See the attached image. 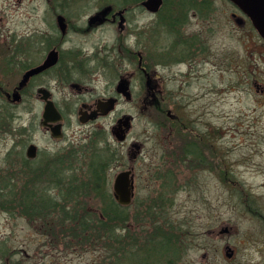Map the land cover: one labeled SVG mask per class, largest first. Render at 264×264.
Instances as JSON below:
<instances>
[{
    "label": "flooded vegetation",
    "instance_id": "1",
    "mask_svg": "<svg viewBox=\"0 0 264 264\" xmlns=\"http://www.w3.org/2000/svg\"><path fill=\"white\" fill-rule=\"evenodd\" d=\"M147 1L122 0L117 1L119 5L109 2L86 15L78 14L81 0H0L2 6L44 7V14L25 15L20 31L8 30L0 39V66L20 73L18 83L12 88L6 89L0 84V101L18 106L26 99L34 100L39 105L44 134L55 141L65 136V113L59 102L63 90L85 94L80 104L71 99L73 104L70 101L67 105L70 115L77 111L82 125L97 123L117 113L110 132L120 146L113 147L106 142L99 148L98 143L106 141L107 132L96 128L91 143L85 148L93 151L92 154L100 152L110 157L109 181L113 164L119 163L122 172L128 170L124 167L126 159L132 162L129 170L135 195L138 182H149L158 172L156 147L152 144L154 134L151 136L150 130L145 129L132 139L136 117L118 108L122 101L141 103L139 108L143 113L157 110L165 114L167 135L163 162L170 160L168 163L173 164L183 193L190 195L189 188L200 187L196 201L201 198L202 224L206 222L208 228L207 243L202 250L203 257L209 259L216 234L238 231L230 227L231 223H217L213 200L216 187L211 183L227 184L230 197V184L240 183L238 178L246 172L241 167L247 168L252 152L259 158L264 153L259 152L264 147V39L251 18L230 0H223L231 11L222 26L219 0H162L155 12L146 7ZM142 17L146 20L141 21ZM221 29L226 31L223 46L218 38ZM108 31L114 34L113 43L107 40ZM124 63L128 67H123ZM107 72L113 78L103 79ZM89 82L114 84L94 94ZM176 82H179L177 88L167 87ZM223 94L231 97V106L238 111H221ZM53 107L61 119L54 120ZM10 119L11 116L9 123L1 121L3 128H0L3 135L14 136L10 151L20 150L19 154L26 156L24 163H35L31 174H38L40 180L58 181L60 165L75 161L76 147L70 144L61 150L40 149L34 142L23 141L24 133L11 128ZM125 143H130L127 148ZM32 145L36 149L30 156ZM257 168L264 171V165L259 164ZM235 196L240 207L234 209L241 217L239 224L244 229H251L253 224L258 228L259 237L253 246L260 257L257 264H264V208L261 206L264 194L253 195L242 190ZM189 216L187 211L184 216L187 226ZM183 236L180 242L187 247L188 233ZM213 251L210 264L218 261ZM222 251L231 264L237 259L238 253L230 245Z\"/></svg>",
    "mask_w": 264,
    "mask_h": 264
},
{
    "label": "rangeland",
    "instance_id": "2",
    "mask_svg": "<svg viewBox=\"0 0 264 264\" xmlns=\"http://www.w3.org/2000/svg\"><path fill=\"white\" fill-rule=\"evenodd\" d=\"M117 1L122 0H81V2H77L78 6L80 5L78 10L81 9L78 14L90 15L95 10L101 8L103 4L113 2L119 5L120 3ZM218 5L221 16L220 26H222L225 24V17L230 15L231 10L223 0H219ZM33 8L34 12L31 11ZM27 14L42 15L44 14V7L0 5V39L5 35L4 32L8 30L20 31L22 29L21 21L26 19L25 15ZM143 20L146 19L142 17L141 21ZM106 36L109 43H113L115 39L114 34L108 31ZM225 37L226 31L221 29L218 36L220 46L225 44L222 41ZM253 39L257 42L256 38L253 37ZM123 67H128V64L124 63ZM117 71H119L118 66ZM102 78L111 79L113 76H109V72H107ZM19 79V71L10 72L0 66V84L4 88H12L18 83ZM8 83H10V86H8ZM110 83L114 84V82H89L94 94L98 93L99 89L100 91L106 87L110 89ZM162 85L164 86V82H162ZM177 85H179V82L173 85L167 84V87L173 89L174 87L177 88ZM66 96L69 97L67 101ZM83 97H85V94H77L70 89L63 90L59 94L60 106L65 113L63 116L65 136L59 141L52 140L44 134V130L40 124L39 105L34 100L26 99L18 106H8L7 103L0 101V128H3L1 121L9 123L11 116V128H17V132L24 133L22 137L23 141L34 142L40 149L53 147L61 150V148L68 147L71 144L80 152L86 150L85 147L91 143L94 130L98 128L101 129L100 131L107 132L106 141L100 140L98 143L99 148L103 147L106 142H109L113 147H119V142L110 132L111 124L115 120V116H118L117 113L90 125H82L78 122L77 111L75 114L70 115L67 107L68 102L72 99L73 102L77 101L80 104ZM222 97L225 98V101H221L220 103L221 111L226 113L230 110H239L238 108H232L231 97L228 94H223ZM70 104H73L72 101ZM136 105L138 106L136 107ZM139 105L141 103L129 104L122 101L118 110L124 109L136 117L131 133L132 139L144 132L145 129L150 130L151 136L154 134V143L152 142V144L156 147L155 167L158 169V172L151 181L141 180L138 182L136 195L126 210V214L128 215L126 217L127 221L125 224L121 223L120 225L125 227V229L120 231L119 235L123 236L122 240H126V237L130 236L128 241H131V244L138 242L141 245L147 237L152 238L156 235L157 238H160L156 227L162 225L168 235H173V238H171L170 242H152L150 248L147 247L148 243L146 242L144 251H140V254L134 256V259H128L127 264H133L134 260H136L135 264H142L143 258H145L147 264H167L168 261H171V264H181V261L183 262L182 264H210L213 249V253L218 258V261L214 264H231L229 259L225 258V251H222V248L224 249L227 244L236 249L238 253L237 259L232 264H257L259 261L257 258L260 257L257 255V249L254 248L253 243L259 237L258 228L252 222L243 221L244 224H253L251 229H244L239 224L241 217L234 209L239 210L240 208L235 202L236 193L239 195L242 190H248L253 195L255 193L264 194V186H262L264 184V171H257V165H264V147L259 151L263 153L261 158L258 155L254 156L252 152L249 161L246 163L247 168L241 167L246 172L241 173L243 177L238 178V182H240L238 185L230 184L232 190L230 197L227 194V184L222 182L211 183V185L216 187L213 200L217 223L219 225L222 221H225L223 223L229 225L231 223L230 227L238 231H234L233 229L229 233L216 234L214 237V248H210L208 254L210 258L206 259L205 257L207 256L203 257L204 250H202V246L207 243L205 233L208 232V228L206 222L202 224L201 211L199 209L200 203H202L201 198L196 201V198H199L198 188L200 187L196 185L189 188L188 190L191 191L190 195L183 193L181 189L182 182L179 176H175L173 164L168 163L170 160L166 164L163 162V150L167 135L165 122L167 118L165 114L157 110L143 113ZM253 109L254 106H252ZM3 112L6 114L5 116L2 115ZM222 121H226V118L222 119ZM262 125L264 126V118ZM2 130L0 129V193L3 194V197L0 196V202H4L0 203V206L7 202V199L18 202L21 196L26 197L28 192L30 193L32 190L33 192L37 191L43 197H55V199L52 198L53 204L58 202L59 199H56L58 189L54 185L55 183H48L46 179L40 180L38 174H31L32 168H36V164L24 163L23 161L26 156L20 155V150L11 152L14 136L3 135ZM146 137L145 133V141L148 142ZM225 139V142H227V135H225ZM129 144L125 143V147L127 148ZM249 150L250 148L246 149L244 153H248ZM87 161H91V159L88 158ZM84 162V160H75L72 163L78 167L79 176L81 174L84 175V170H80L81 164ZM132 165V162L126 159L125 169H129ZM111 167L113 169L111 179L106 182L104 187L108 194L113 193L114 178L122 170L119 167V163L113 164ZM167 171H173V175L167 173ZM178 174L176 172V175ZM239 186L242 187V190L239 189ZM100 194L103 193L100 192ZM81 202L97 211L103 206L100 197L95 193L92 195V199L82 198ZM184 202H186L185 208H183ZM261 202L264 205V200ZM35 204L43 205L45 203L36 200ZM263 205L261 206L264 208ZM43 207H45L46 211H51L50 206L46 207L43 205ZM184 211H188L189 215H191L187 222L188 226L184 221L186 213ZM56 213L57 211H55ZM156 219L159 221L156 222ZM45 227V219L37 218L34 221L26 214L20 213L18 209L13 208L8 210L7 206L3 207L2 205L0 207V264H93L99 260H103L111 252L106 246H102L97 242H95V246H92L90 243L79 245L76 241H72L70 237L66 239L62 234L59 237L57 223L51 225L52 231L49 229L47 232V229H44ZM186 232L188 233L187 241L190 242L187 244V247L180 242L185 238L183 234ZM224 258L225 261L223 260Z\"/></svg>",
    "mask_w": 264,
    "mask_h": 264
},
{
    "label": "trees",
    "instance_id": "3",
    "mask_svg": "<svg viewBox=\"0 0 264 264\" xmlns=\"http://www.w3.org/2000/svg\"><path fill=\"white\" fill-rule=\"evenodd\" d=\"M91 152L93 151L84 150L80 152L76 149L74 150L75 160L85 161L81 164L80 168V170H84V175L81 174L79 176L78 167L72 163L65 164L64 167L60 165L59 179L54 182V185L58 189L56 199H59L55 204H53L52 200L55 197H43L37 191L33 192L32 190L30 193L28 192L26 197L21 196L18 202L7 199V202L1 204V206H7L8 210L16 208L20 213L26 214L34 221L37 218L45 219L46 227L44 229H47V232L49 229L52 231L51 225L57 223L59 237L61 234L66 239L70 237L72 241H76L79 245L90 243L92 246H95V242H97L111 250L107 257L103 260L98 259L99 261L93 264H127L128 259H134V256L140 254V251H144L146 242L149 248L151 243L155 241L161 243L163 241L170 242L173 235H168L162 225L156 227L160 238H157L156 235L152 238L147 237L141 245L138 242L131 244V241H128L130 236L126 237L127 241L121 239L123 236L119 235V232L124 230L125 227L120 225L121 223L125 224L127 221L126 217L128 215L126 214V210L128 206L120 205L113 195L108 194L104 189L108 181L107 176L111 163L110 157L100 152L94 154ZM88 157H90L91 161H87ZM60 160L64 162L62 157ZM100 192L103 194L99 195ZM94 193L98 194L103 203L99 211L81 202L82 198L92 199ZM15 195L17 194L15 193ZM0 196L3 197V194L0 193ZM36 200L45 203L43 205L46 207L50 206L51 211H46L43 205L35 204ZM55 211H57L56 214ZM158 221L156 219V222ZM129 248L131 249L129 250ZM135 261L133 264H135ZM143 262L142 264H147L145 258H143ZM167 264L171 263L168 261Z\"/></svg>",
    "mask_w": 264,
    "mask_h": 264
},
{
    "label": "water",
    "instance_id": "4",
    "mask_svg": "<svg viewBox=\"0 0 264 264\" xmlns=\"http://www.w3.org/2000/svg\"><path fill=\"white\" fill-rule=\"evenodd\" d=\"M234 2L245 14H247L255 28L258 30L260 35L264 38V0H231ZM162 0H148L145 4L146 7L152 11H156L161 5ZM108 8L104 13H107ZM38 71V70H36ZM18 98L17 95H15ZM54 120H59L61 116L57 110L53 107ZM59 126L58 128H60ZM35 146H30L29 155L33 156ZM133 179L131 178L130 171L121 172L115 179L114 182V195L116 200L122 205H129L133 199Z\"/></svg>",
    "mask_w": 264,
    "mask_h": 264
}]
</instances>
